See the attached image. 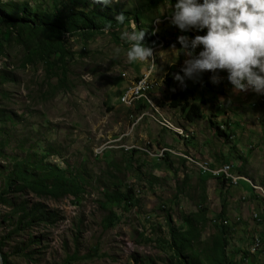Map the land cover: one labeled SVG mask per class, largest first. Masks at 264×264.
I'll return each mask as SVG.
<instances>
[{"label": "rangeland", "instance_id": "obj_1", "mask_svg": "<svg viewBox=\"0 0 264 264\" xmlns=\"http://www.w3.org/2000/svg\"><path fill=\"white\" fill-rule=\"evenodd\" d=\"M148 1L0 0V11L13 17L26 3L28 17L33 11L59 12L68 20L75 11L93 10L126 16L124 24L86 38L67 33L65 65L51 67L41 57L29 63L23 42L15 35L9 40L0 27V196L6 192L11 199L0 202L2 264H177L169 219L186 229L185 215L198 212L201 204L207 222L196 250L212 242L226 219L228 256L234 264H250L247 247L255 244L254 233H261L259 223H264L254 218L255 213L264 218V95L233 93L226 72L219 84L205 72L181 85L174 79L185 59L178 37L204 33H184L168 23L165 12L175 0H161L138 23L134 10ZM133 26L145 31L144 44L153 48L148 61L127 62L129 45L120 35ZM140 77L148 86L141 90L146 102L131 96L122 103L121 96L133 92ZM189 90L197 101L214 96L219 103L204 105L203 116L189 121L170 106L173 93L192 96ZM162 148L173 153L153 155ZM28 157L30 172L56 165L78 178L79 194L7 193L14 164ZM193 160L215 169L232 164L239 184L202 173ZM118 189L128 191L129 199L106 203L105 192Z\"/></svg>", "mask_w": 264, "mask_h": 264}, {"label": "trees", "instance_id": "obj_2", "mask_svg": "<svg viewBox=\"0 0 264 264\" xmlns=\"http://www.w3.org/2000/svg\"><path fill=\"white\" fill-rule=\"evenodd\" d=\"M160 2L161 0H149L147 3L141 5L134 10V19L138 23L141 22L144 18V13L157 8ZM28 8V3L23 4L20 10L16 12L15 17L7 12L3 13L0 11V27H5V31L3 32L8 33L9 40L15 35L19 41L23 42L29 63L41 57L40 59H43L48 67L58 65L59 63L65 65V56L68 51L66 48L67 33L77 34L86 38L105 27H109V25L110 27L122 25L115 18L100 14L97 10L90 12L75 11L67 20L59 12L39 13L33 11L30 14V18L28 17ZM3 32L0 31V34H3ZM33 49L34 51H32ZM3 52L4 45L0 37V57H2ZM62 75L66 76V74ZM60 79L63 81V77ZM165 81L169 85L172 84L171 74H167ZM183 89L187 90L186 85ZM189 93L192 96H188L183 91L175 92L171 95L170 101V106L180 108L185 114V118L189 121H194L203 116L204 105L215 107L219 103L217 97L201 96L200 100L197 101L193 95L194 90H189ZM2 121L3 119L0 117V122ZM220 133L224 134L225 132L220 129ZM165 157L167 158L166 155ZM29 162L28 157L25 159V162L22 161L14 164L13 171L6 178L7 193L14 189H29L38 196L60 198L67 194H75L77 196L81 191L78 178L68 177L65 169H61L56 165H50L47 169H44L40 165L38 167L43 168L42 172H30L26 164H29ZM205 182L206 180L204 181V186ZM120 191V189L113 190V192L106 191L105 202L110 204L122 201L126 202L129 199L128 191L125 193H121ZM5 193L0 196V202L11 200L6 197ZM206 213L207 208L201 204L198 212L185 215L186 229L175 227L172 224V220L169 219L171 245L179 258L177 264H203L202 255L207 264H234V260L228 256L226 251V219H223L219 224V232L212 242L207 244L202 251L196 250L195 243L201 240L203 228L207 222ZM224 214L221 213L220 216L224 218ZM4 259H6V256H4Z\"/></svg>", "mask_w": 264, "mask_h": 264}, {"label": "clouds", "instance_id": "obj_3", "mask_svg": "<svg viewBox=\"0 0 264 264\" xmlns=\"http://www.w3.org/2000/svg\"><path fill=\"white\" fill-rule=\"evenodd\" d=\"M96 2L107 5L119 0ZM165 13L168 23L181 32L204 33L178 37L185 59L180 69L183 75L178 72L174 79L181 85L185 78L197 81L205 72L211 73L213 84H219L224 79L221 73L226 72L233 93L251 90L264 95V0H175ZM162 15L154 18L157 23ZM115 19L123 24L126 16L120 13ZM144 38L145 31L135 26L121 32L120 39L129 45L128 63L145 62L153 56ZM114 51L118 55L121 50Z\"/></svg>", "mask_w": 264, "mask_h": 264}, {"label": "built area", "instance_id": "obj_4", "mask_svg": "<svg viewBox=\"0 0 264 264\" xmlns=\"http://www.w3.org/2000/svg\"><path fill=\"white\" fill-rule=\"evenodd\" d=\"M152 84H153V82L150 83V85H152ZM141 90H148V86H142L141 77H140V78H138V85H134V91L133 92H127L125 95H122L120 98L121 102L125 104V99H128L131 96H140V101L146 102L141 98ZM169 153H173V150L167 149V148H162L159 153H153V155L164 158L165 155H167ZM221 165H230V164L224 163V164H220V165L216 166V172L215 173H205L203 170H201V169L200 170L202 171V173H205V174H210V175L219 174V173H223V172H221ZM231 171L235 172V169L232 166H231ZM227 183L232 184V185H238L239 184V176H236V182H227ZM254 218L257 220H262V216H260L258 213L254 214ZM227 223H228V220L225 221V224H227ZM257 238H258V246L255 248V252L250 253V254H252V255L257 254L258 257L260 258L258 264H264V234H262V235L257 234Z\"/></svg>", "mask_w": 264, "mask_h": 264}, {"label": "bare ground", "instance_id": "obj_5", "mask_svg": "<svg viewBox=\"0 0 264 264\" xmlns=\"http://www.w3.org/2000/svg\"><path fill=\"white\" fill-rule=\"evenodd\" d=\"M194 162H196L200 168H202L201 170H203L205 173H215L216 172V169L213 168L211 166V164H209L208 162L207 163H203V162H199V161H196V160H193ZM233 168L234 166L232 164H230ZM230 165H225L221 168V172L223 173H219V174H213L212 177H218V176H221L223 177L225 180H228V181H236V176L234 174L233 171H231V166ZM239 181H240V178H239ZM248 183H250L251 185L254 184L251 180H247ZM258 186H254V188H257ZM263 192H264V189L263 188H260ZM255 244L254 246H252L250 248V253H254L255 252V248L258 246V238H257V235H255Z\"/></svg>", "mask_w": 264, "mask_h": 264}, {"label": "crops", "instance_id": "obj_6", "mask_svg": "<svg viewBox=\"0 0 264 264\" xmlns=\"http://www.w3.org/2000/svg\"><path fill=\"white\" fill-rule=\"evenodd\" d=\"M221 75H224V74H221ZM249 185H250V187H252L251 186V184L249 183ZM256 185V184H255ZM253 189H254V187H252ZM244 189L246 190V192L248 193L249 191H247V189L244 187ZM262 219H264L263 217H262ZM259 221H264V220H259ZM259 225H260V228L262 229L260 232L261 233H258V234H260V235H262V234H264V223H259ZM254 235H257V233H254ZM253 235V236H254ZM254 241L256 242V240H255V236H254ZM250 246H251V244L247 247L248 248V251L250 250ZM254 246V245H253ZM249 259H246V261H248L250 264H258L259 263V257H258V255L257 254H255V255H252V254H250V252H249ZM245 259V258H244Z\"/></svg>", "mask_w": 264, "mask_h": 264}, {"label": "water", "instance_id": "obj_7", "mask_svg": "<svg viewBox=\"0 0 264 264\" xmlns=\"http://www.w3.org/2000/svg\"><path fill=\"white\" fill-rule=\"evenodd\" d=\"M1 259V264L3 263V259H2V257L0 258Z\"/></svg>", "mask_w": 264, "mask_h": 264}]
</instances>
